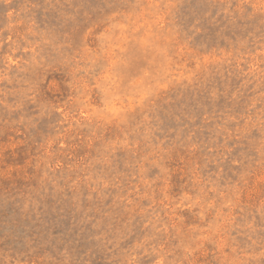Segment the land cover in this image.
Instances as JSON below:
<instances>
[{"label":"rangeland","instance_id":"1","mask_svg":"<svg viewBox=\"0 0 264 264\" xmlns=\"http://www.w3.org/2000/svg\"><path fill=\"white\" fill-rule=\"evenodd\" d=\"M0 264H264V0H0Z\"/></svg>","mask_w":264,"mask_h":264}]
</instances>
